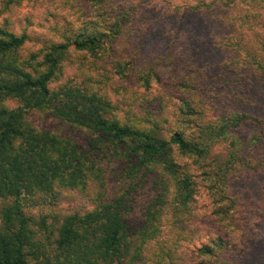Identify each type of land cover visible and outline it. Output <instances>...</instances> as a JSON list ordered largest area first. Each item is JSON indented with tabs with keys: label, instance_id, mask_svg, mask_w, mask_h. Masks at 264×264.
<instances>
[{
	"label": "rangeland",
	"instance_id": "1",
	"mask_svg": "<svg viewBox=\"0 0 264 264\" xmlns=\"http://www.w3.org/2000/svg\"><path fill=\"white\" fill-rule=\"evenodd\" d=\"M110 1L125 3L134 21L98 57L71 51L52 86L64 79L81 83L87 75L93 76L95 87L112 101V112L132 121H158L161 127L177 126L173 115L180 113L184 100L194 106V125L217 124L236 113L253 117L240 129L238 137L248 147L231 166L230 181L222 183L217 174L230 153L229 141L216 142L208 161L201 164L178 150L166 152L164 158L177 160L193 176L190 215L175 222L166 214L155 236L148 228L135 235V260L127 264H264V1ZM99 14L90 0H0V23L28 37L18 56L35 57V62L44 61L51 43L80 32L87 19L108 18ZM113 59L122 63L126 76L118 74ZM147 74L148 87L142 80ZM1 104L9 109L20 106L16 98ZM25 119L39 130L70 136L82 144L87 140L83 129L45 111L29 110ZM115 177L109 179L110 185L119 183ZM105 186L90 180L83 188L61 192L56 205L27 210L34 216L49 214L51 221L55 216L83 215L96 207L100 191L109 194L112 186ZM8 203L0 198V208ZM135 226L141 224L136 221ZM42 234L35 244L45 245L41 249L47 251L31 257L32 264L50 256L55 246L54 239L44 240ZM206 247L211 254L203 252ZM169 257L175 262L170 263Z\"/></svg>",
	"mask_w": 264,
	"mask_h": 264
},
{
	"label": "trees",
	"instance_id": "2",
	"mask_svg": "<svg viewBox=\"0 0 264 264\" xmlns=\"http://www.w3.org/2000/svg\"><path fill=\"white\" fill-rule=\"evenodd\" d=\"M90 1L99 15L108 14V18L103 22L96 16L87 19L80 32L51 43L42 62L19 57L27 34L0 23V198L9 202L0 208V264H32L31 257L47 251L41 249L45 245L35 244L42 230V238L54 239L55 246L37 264L132 263L135 235L148 228L155 236L166 214L175 222L190 215L193 176L177 160L164 158L166 152L178 150L201 164L208 161L216 142L229 141L230 153L217 173L223 183L230 181L231 166L248 147L238 135L253 119L250 115L236 113L217 124L194 125V106L184 100L180 113L173 115L177 126L161 127L158 121H132L112 112V101L95 87L93 76L87 75L81 83L64 79L52 86L71 51L98 57L134 21L125 3ZM118 61L113 59L118 74L126 76ZM150 79L148 74L143 76L144 86H150ZM9 98L19 100L20 106L9 109L1 104ZM32 109L83 129L86 142L37 129L25 119ZM153 110L148 108L151 114ZM112 176L119 183L110 185ZM90 180L112 187L107 196L100 191L96 207L83 215L55 216L51 221L49 214L34 216L27 210L56 205L61 192L83 188ZM136 221L141 224L138 229ZM203 252L212 250L206 247Z\"/></svg>",
	"mask_w": 264,
	"mask_h": 264
}]
</instances>
